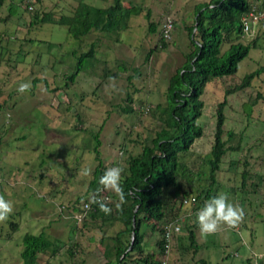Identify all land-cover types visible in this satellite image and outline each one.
Masks as SVG:
<instances>
[{"label": "rangeland", "instance_id": "rangeland-1", "mask_svg": "<svg viewBox=\"0 0 264 264\" xmlns=\"http://www.w3.org/2000/svg\"><path fill=\"white\" fill-rule=\"evenodd\" d=\"M81 1L94 7L107 6L101 0ZM209 1L124 0L126 6L141 8V13L131 17L127 30L116 41L114 34L91 32L77 40L64 25H29V9L24 6L31 4L32 10L52 11L58 16L72 12L77 0H3L0 196L11 202L13 210L0 221V264H22V237L41 232L58 243V251L54 256L50 251L40 254L36 264L114 261L113 255L105 252L112 246L108 238L121 225L88 217L83 223H75L71 209L86 194L97 154L107 169L119 166L125 171L128 157L138 154L158 130L160 122L151 113L156 105L165 103L168 78L192 49L184 26L191 24L194 6ZM250 2L264 13V0ZM168 19L174 28L163 48L161 30ZM150 23L154 32L149 30ZM251 26L241 41L246 44L258 37L259 47L249 50L233 75L207 84L200 97L203 108L198 124L202 136L191 147L189 161L195 178L192 189L206 188L216 112L225 99L224 132H232L233 137L226 140L224 134L223 140L226 146L237 149L223 156L212 194H227L230 202L244 209V217L235 227L221 225L207 236L200 233L198 225L192 228L198 249L195 253L188 246L185 226L197 224L199 209L197 204L182 208L176 222L181 231L172 239L167 260L161 257L166 264H201V259L206 264H246L247 258L253 261L264 253V72L253 78L250 87L226 92L246 74L264 66V17ZM92 43L95 55L82 56ZM78 61L80 71L69 79ZM33 78L46 81L32 85ZM23 83L31 87L20 93L18 88ZM128 95L131 101L126 100ZM126 106L132 112H123ZM92 135H97L100 143L97 153ZM245 171L242 185L241 173ZM102 192L104 199L113 201L115 191ZM179 203L178 198L176 207ZM10 221L17 226L11 228ZM161 226L155 224L158 229ZM145 233V239L153 236L147 244L156 251L155 235L149 229ZM102 238L104 242H100Z\"/></svg>", "mask_w": 264, "mask_h": 264}, {"label": "trees", "instance_id": "trees-1", "mask_svg": "<svg viewBox=\"0 0 264 264\" xmlns=\"http://www.w3.org/2000/svg\"><path fill=\"white\" fill-rule=\"evenodd\" d=\"M101 1L107 3V6L94 7L77 0L72 12L58 16L52 11L32 10L31 4L24 6V9L26 11L29 9L30 26L37 23L64 25L70 37L77 40H82L91 32H99L106 36L114 34L117 41L119 35L127 30L131 17L141 13V8L134 4L126 6L124 0ZM2 4L3 0H0V6ZM250 12L263 13L260 8L252 6L250 0H210L194 6L191 24L184 26L192 49L185 55L183 64L168 78L165 103L156 105L151 113L160 122L158 130L150 138L149 143L142 146L138 154L127 159V167L120 182L123 200L116 192L113 201L103 198L104 188L99 181L107 168L97 154L98 163L86 194L74 202L71 210L75 214H84L81 223L88 217L90 220L100 219L103 223L108 221L121 225V229L108 238L112 240V246L105 252L112 254L114 261L107 259L104 264H161L163 261L161 257L165 256L167 260L169 256L164 253L166 242L163 227L167 224H176L182 208L197 204L196 209L200 210L207 200L213 197V186L217 183L215 172L227 151H233L237 146L233 148L226 146V140H230L233 134L230 131L224 132L223 109L226 105L224 99L218 104L216 112L214 140L207 160L208 184L206 188L194 191L192 186L195 178L189 161L193 155L191 147L202 136L201 126L198 124L203 108L200 97L207 84L217 78L233 75L238 63L248 55L249 50L259 47L258 37L246 44L241 41L246 35L242 19ZM149 17L147 13L146 18ZM170 23L173 29V21L170 20ZM149 30L155 31L151 23ZM170 34L169 32V37L164 38L163 29L161 30L160 40L163 48L166 47L164 42L169 41ZM94 46L92 43L91 48L82 56H94L96 53ZM3 49L8 51V48ZM80 68L81 63L78 61L76 71L68 78L74 79ZM262 72L264 66L246 74L238 85H234L226 92L231 94L250 87L253 78ZM42 81L46 79L33 78L32 85ZM126 100L131 101V97L128 95ZM250 110L251 107H248L247 111ZM122 111L130 113L132 109L126 106ZM78 120L81 123L79 118ZM224 134L227 135L226 140H223ZM92 137L96 143L94 151L97 153L100 144L98 136ZM241 176L244 185L246 171L242 172ZM178 198L180 203L176 207ZM93 199L107 205L111 212L106 214L101 211L99 204L93 202ZM183 200H186L187 204H184ZM84 204H88V208L84 209ZM155 224L162 226L158 229ZM9 226L15 228L17 223L10 221ZM187 226L185 229L188 234V246L196 253L197 242L192 228L197 224ZM147 229L155 235L156 251L153 246L151 250L149 249L147 242H150L153 236L145 239ZM156 230L159 234H156ZM177 234L171 236L170 248L172 239ZM21 242L22 264H36L40 254L50 251L51 256H54L58 251V243L52 242L43 232L37 235L26 233ZM100 242H104V239H100ZM255 260L247 258L246 264H255ZM199 261L206 264L202 259ZM257 261L264 264L260 259Z\"/></svg>", "mask_w": 264, "mask_h": 264}, {"label": "clouds", "instance_id": "clouds-1", "mask_svg": "<svg viewBox=\"0 0 264 264\" xmlns=\"http://www.w3.org/2000/svg\"><path fill=\"white\" fill-rule=\"evenodd\" d=\"M29 83H23L19 86L18 92L23 93L30 89ZM123 168L119 166L110 167L105 170L104 174L100 177L99 183L106 190H113L120 195L121 200L124 199V194L120 187ZM93 202L98 203L100 210L107 213L111 209L102 202L93 199ZM13 210L10 201L0 196V221L8 218ZM244 217V209L229 201L227 194H218L209 199L204 206L198 211L196 222L199 231L202 235H211L216 233L221 225L228 227H235ZM177 231L180 229L177 228ZM264 258L257 254V260Z\"/></svg>", "mask_w": 264, "mask_h": 264}, {"label": "built area", "instance_id": "built-area-1", "mask_svg": "<svg viewBox=\"0 0 264 264\" xmlns=\"http://www.w3.org/2000/svg\"><path fill=\"white\" fill-rule=\"evenodd\" d=\"M264 17V13H258V14H254L252 12H250L246 17H244L243 20V31L245 34H248L251 29H252V24L253 23H258L259 20H261ZM172 26L170 23V20L168 19L166 24H164L163 26V36L164 38H168L169 37V32L171 31ZM99 199V198H97ZM184 204H187L186 200H183ZM84 209L88 208V204H84ZM83 213H76L74 216V219L77 222H80L81 218L83 217ZM179 228L180 230L177 231L176 229ZM163 231H164V239H165V244H164V253L165 254H169L170 251V239L171 236L173 234H177L181 231V228L178 224H167L163 227ZM262 257H264V254L261 255ZM260 260L263 261L264 263V258H261ZM161 264H166V261L163 260ZM255 264H259V262L257 260H255Z\"/></svg>", "mask_w": 264, "mask_h": 264}]
</instances>
